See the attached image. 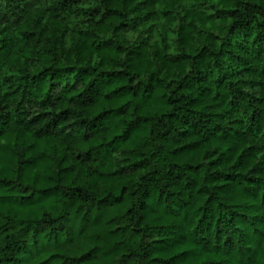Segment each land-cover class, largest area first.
<instances>
[{
	"label": "trees",
	"instance_id": "obj_1",
	"mask_svg": "<svg viewBox=\"0 0 264 264\" xmlns=\"http://www.w3.org/2000/svg\"><path fill=\"white\" fill-rule=\"evenodd\" d=\"M0 264H264V0H0Z\"/></svg>",
	"mask_w": 264,
	"mask_h": 264
}]
</instances>
